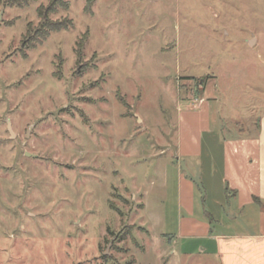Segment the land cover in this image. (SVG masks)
Wrapping results in <instances>:
<instances>
[{"label":"rangeland","instance_id":"rangeland-1","mask_svg":"<svg viewBox=\"0 0 264 264\" xmlns=\"http://www.w3.org/2000/svg\"><path fill=\"white\" fill-rule=\"evenodd\" d=\"M17 1L0 0V264H215L178 237L181 175L196 218L223 198L206 157L179 155L178 110L205 89L224 137L253 131L264 0H63L68 27L35 46L49 0Z\"/></svg>","mask_w":264,"mask_h":264},{"label":"crops","instance_id":"crops-1","mask_svg":"<svg viewBox=\"0 0 264 264\" xmlns=\"http://www.w3.org/2000/svg\"><path fill=\"white\" fill-rule=\"evenodd\" d=\"M194 98L179 105L178 152L206 157L210 177L219 170L223 200L216 193L215 203L221 204L217 207L206 190L203 218H196L195 183L181 175L178 208L185 215L178 223V237L184 244L195 240L202 245L197 252L211 255L215 264H264V110L253 131L244 126L245 132L224 137L217 99L205 89Z\"/></svg>","mask_w":264,"mask_h":264},{"label":"trees","instance_id":"trees-1","mask_svg":"<svg viewBox=\"0 0 264 264\" xmlns=\"http://www.w3.org/2000/svg\"><path fill=\"white\" fill-rule=\"evenodd\" d=\"M92 0L88 1L91 2ZM27 0H18L17 5L26 4ZM57 7L67 8V4L63 0H49L48 4L39 6L37 8V14L39 18V23L34 29H27L26 43L31 46H35L37 43L45 40L50 33L58 32L60 30L66 29L68 27V22L65 20H52L50 15L55 12ZM257 200V199H255ZM209 219L211 217L209 216Z\"/></svg>","mask_w":264,"mask_h":264},{"label":"built area","instance_id":"built-area-1","mask_svg":"<svg viewBox=\"0 0 264 264\" xmlns=\"http://www.w3.org/2000/svg\"><path fill=\"white\" fill-rule=\"evenodd\" d=\"M195 100H196V98L193 99V101H195Z\"/></svg>","mask_w":264,"mask_h":264}]
</instances>
